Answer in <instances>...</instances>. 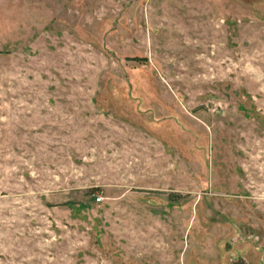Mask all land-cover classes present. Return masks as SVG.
Here are the masks:
<instances>
[{
	"label": "rangeland",
	"instance_id": "obj_1",
	"mask_svg": "<svg viewBox=\"0 0 264 264\" xmlns=\"http://www.w3.org/2000/svg\"><path fill=\"white\" fill-rule=\"evenodd\" d=\"M0 264H264V0H0Z\"/></svg>",
	"mask_w": 264,
	"mask_h": 264
}]
</instances>
